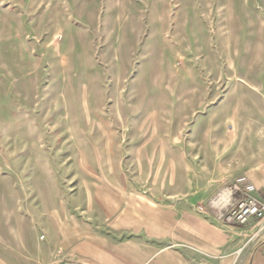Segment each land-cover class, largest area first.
<instances>
[{
  "label": "rangeland",
  "instance_id": "rangeland-1",
  "mask_svg": "<svg viewBox=\"0 0 264 264\" xmlns=\"http://www.w3.org/2000/svg\"><path fill=\"white\" fill-rule=\"evenodd\" d=\"M263 164L264 0H0V264L264 233L228 217Z\"/></svg>",
  "mask_w": 264,
  "mask_h": 264
},
{
  "label": "crops",
  "instance_id": "crops-1",
  "mask_svg": "<svg viewBox=\"0 0 264 264\" xmlns=\"http://www.w3.org/2000/svg\"><path fill=\"white\" fill-rule=\"evenodd\" d=\"M264 174V164L260 167ZM261 174L259 171L257 174ZM255 195L264 200V175L254 176ZM258 223L218 227L217 233L175 234L169 264H264V233L251 238Z\"/></svg>",
  "mask_w": 264,
  "mask_h": 264
},
{
  "label": "built area",
  "instance_id": "built-area-1",
  "mask_svg": "<svg viewBox=\"0 0 264 264\" xmlns=\"http://www.w3.org/2000/svg\"><path fill=\"white\" fill-rule=\"evenodd\" d=\"M231 204L233 207L229 211V218L236 222L242 223L249 216H262L264 209L262 203L254 198H238ZM258 233L251 234V238H254Z\"/></svg>",
  "mask_w": 264,
  "mask_h": 264
}]
</instances>
